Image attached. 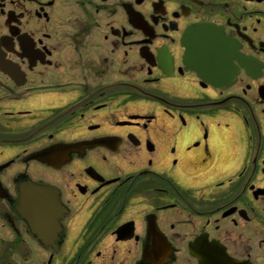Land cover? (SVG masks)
<instances>
[{"label":"flooded vegetation","instance_id":"obj_1","mask_svg":"<svg viewBox=\"0 0 264 264\" xmlns=\"http://www.w3.org/2000/svg\"><path fill=\"white\" fill-rule=\"evenodd\" d=\"M0 264H264V0H0Z\"/></svg>","mask_w":264,"mask_h":264},{"label":"water","instance_id":"obj_2","mask_svg":"<svg viewBox=\"0 0 264 264\" xmlns=\"http://www.w3.org/2000/svg\"><path fill=\"white\" fill-rule=\"evenodd\" d=\"M208 36V35H207ZM20 210L22 211H44L49 210L50 212L57 211V205L52 200L49 199L47 192H41L39 190H29L25 192L21 197V206ZM204 258L200 257V261L203 262Z\"/></svg>","mask_w":264,"mask_h":264}]
</instances>
